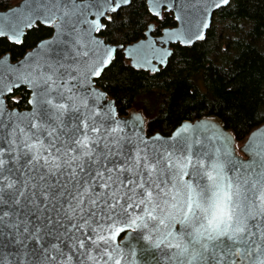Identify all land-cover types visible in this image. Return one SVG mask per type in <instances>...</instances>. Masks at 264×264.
Returning a JSON list of instances; mask_svg holds the SVG:
<instances>
[{
  "label": "snow or ice",
  "instance_id": "6c2138e0",
  "mask_svg": "<svg viewBox=\"0 0 264 264\" xmlns=\"http://www.w3.org/2000/svg\"><path fill=\"white\" fill-rule=\"evenodd\" d=\"M133 4L23 0L0 12L13 45L48 30L22 58L0 53V264H264V130L238 145L212 98L208 114L148 134L147 102L129 110L105 83L125 58L163 75L172 45L206 41L230 0H146L143 38L125 44L115 32ZM20 88L23 109L9 103Z\"/></svg>",
  "mask_w": 264,
  "mask_h": 264
},
{
  "label": "trees",
  "instance_id": "16d2710c",
  "mask_svg": "<svg viewBox=\"0 0 264 264\" xmlns=\"http://www.w3.org/2000/svg\"><path fill=\"white\" fill-rule=\"evenodd\" d=\"M20 1L0 0V9L6 10ZM123 19V28L115 32L121 42L128 44L143 38L142 29L149 19L146 1L134 0ZM152 20L158 27L161 25L154 17ZM176 24L171 14L165 15L164 27ZM241 24L242 29L238 27ZM227 29L233 32L232 36L227 34ZM223 32L227 34L224 48L220 43ZM47 35L44 28L29 31L23 47L0 38V53H11L14 59H19ZM173 49L172 59L176 63L170 64L163 75L153 77L126 67L129 60L125 58L123 65L118 61L108 70L106 85L131 100L129 110L147 102L151 110L148 134L170 135L181 120H195L208 114L209 102L216 98L220 104L212 114L219 111L223 118L227 111V123L232 131L241 134L237 143L243 144L255 128L264 124L257 123L264 111V0H232L229 6L215 13L206 41L191 46L176 44ZM215 54H220L219 61L213 58ZM225 72L235 74L225 75ZM26 94L24 88L15 89L12 96L16 103L10 100V105L25 108Z\"/></svg>",
  "mask_w": 264,
  "mask_h": 264
},
{
  "label": "water",
  "instance_id": "95a60500",
  "mask_svg": "<svg viewBox=\"0 0 264 264\" xmlns=\"http://www.w3.org/2000/svg\"><path fill=\"white\" fill-rule=\"evenodd\" d=\"M144 1H146V0H144ZM232 0H230V2H231ZM177 2H178V0H177ZM23 3V0H21L18 4H16V5H14V6H12V7H10V8H15V7H17V6H19V5H21ZM9 9V8H8ZM8 9H6V10H1L0 9V12H4V11H7ZM215 13L216 12H214L213 13V19H214V15H215ZM177 26V24L174 26V27H176ZM134 42H136V41H134ZM134 42H131V43H134ZM173 45H176V44H173ZM173 45H172V48H173ZM31 50V49H30ZM30 50H28V51H30ZM173 51H174V49H173ZM22 58V57H21ZM128 59V58H127ZM15 90V89H14ZM13 90V91H14ZM175 130V129H174ZM173 130V131H174ZM258 130H264V124H262L261 126H259V127H257V128H255L252 132H255V131H258ZM172 131V132H173ZM251 132V133H252ZM251 133L249 134V136H248V138L246 139V141L250 138V135H251ZM161 134V133H160ZM161 135H163V134H161ZM164 136H168V135H164ZM245 141V142H246ZM244 142V143H245ZM243 143V144H244ZM242 145V144H241ZM238 151H239V148L237 149ZM241 155H243V153H241ZM142 238H143V233H142V230H137V239L138 240H140V241H142ZM143 244H147V242H143ZM150 251H153L152 249H150V248H141V258H143V253L144 252H150Z\"/></svg>",
  "mask_w": 264,
  "mask_h": 264
},
{
  "label": "rangeland",
  "instance_id": "374dc122",
  "mask_svg": "<svg viewBox=\"0 0 264 264\" xmlns=\"http://www.w3.org/2000/svg\"><path fill=\"white\" fill-rule=\"evenodd\" d=\"M221 28V27H220ZM227 34H229L230 36L233 35V32H231L229 29L226 30ZM226 33L223 32V34H221V38H220V43H222V46L223 48L225 47L224 43H225V39H226V36H227ZM213 58L216 60V61H219L221 56L220 54H215L213 55ZM238 145H241V143H239Z\"/></svg>",
  "mask_w": 264,
  "mask_h": 264
}]
</instances>
